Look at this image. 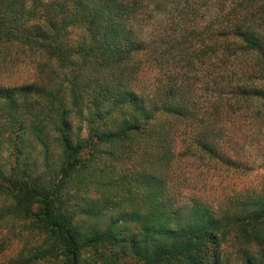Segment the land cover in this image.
<instances>
[{
  "label": "trees",
  "instance_id": "16d2710c",
  "mask_svg": "<svg viewBox=\"0 0 264 264\" xmlns=\"http://www.w3.org/2000/svg\"><path fill=\"white\" fill-rule=\"evenodd\" d=\"M261 103L264 0H0L3 264H264V191L222 212L174 186L239 164L223 142Z\"/></svg>",
  "mask_w": 264,
  "mask_h": 264
},
{
  "label": "rangeland",
  "instance_id": "374dc122",
  "mask_svg": "<svg viewBox=\"0 0 264 264\" xmlns=\"http://www.w3.org/2000/svg\"><path fill=\"white\" fill-rule=\"evenodd\" d=\"M173 71V66L169 65ZM167 67V68H168ZM12 80L24 83L34 78L31 64H21L14 68ZM164 70L157 67L146 73L144 83L149 84L160 77ZM9 80V78H6ZM262 104V103H261ZM257 104L247 114L234 118L231 125L233 138L223 142L224 149L239 164L228 165L218 162L207 164L194 159L180 161L175 174V192L183 202L201 200L207 205L222 212L231 207V201L253 196L264 191V104ZM263 108L262 117L252 118L257 108ZM234 120V121H235ZM239 243L230 238L226 249L235 260L238 256ZM21 248L17 239L0 234V264L14 258ZM256 250L255 245L252 247Z\"/></svg>",
  "mask_w": 264,
  "mask_h": 264
}]
</instances>
